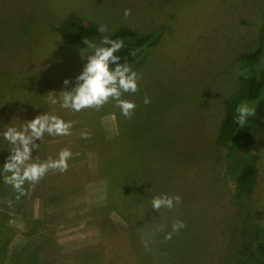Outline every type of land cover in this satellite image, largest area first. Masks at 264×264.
Segmentation results:
<instances>
[{"label": "rangeland", "instance_id": "1", "mask_svg": "<svg viewBox=\"0 0 264 264\" xmlns=\"http://www.w3.org/2000/svg\"><path fill=\"white\" fill-rule=\"evenodd\" d=\"M70 15L106 23L107 35L123 27L153 35L130 64L140 76L139 91L122 96L136 104L131 119L114 100L80 112L46 103L49 92L59 98L75 87L92 54L60 33ZM263 20L264 0H0V133L22 130L43 113L75 121L70 135L45 134L32 154L45 162L70 149L67 171L49 170L34 189L26 184L20 200L0 182V264L264 261L257 249L264 240V125L249 195H239L229 150L217 141L225 98L241 85L240 55L260 45ZM101 39L97 32L92 42ZM262 66L264 46L254 63ZM9 150L0 136V167ZM132 156V180L117 185L104 160L125 167ZM162 194L182 202L157 212L151 200ZM175 220L186 228L165 242Z\"/></svg>", "mask_w": 264, "mask_h": 264}, {"label": "clouds", "instance_id": "2", "mask_svg": "<svg viewBox=\"0 0 264 264\" xmlns=\"http://www.w3.org/2000/svg\"><path fill=\"white\" fill-rule=\"evenodd\" d=\"M124 18L131 16V9L124 10ZM98 32L102 34L99 45L85 40L89 45L91 55L86 56L87 63L82 72L76 77L75 87L71 91H61L59 98L55 92L47 94L46 103L60 106L64 109H70L73 112H80L85 109H95L99 111L110 100H114L115 107L120 109L121 115L125 119H131L135 113L136 104L133 101L123 99L125 93L135 94L139 91V74L134 71L128 63H121L120 56L116 55L124 47L123 39H111L107 33L108 25L101 23ZM132 55H136L133 50ZM114 66V67H113ZM71 83L66 79L64 84ZM150 98L145 96L143 103L149 104ZM237 116L235 123L240 127L248 123L249 117L257 114L255 107L248 102H241L235 109ZM75 121H64L58 116L49 114H40L34 119L26 121L23 129L9 126L0 136L10 145V155L3 167H0V175L3 177V183L9 185L17 193L16 199L28 195L25 185L34 189L36 184L43 179L49 170L65 172L68 170V160L72 157L70 149L64 148L58 154V159H49L40 162L33 159V150L40 149L45 134L49 136L70 135V130ZM87 139V137H85ZM148 189L147 191H150ZM182 202L179 195L169 196L167 194L154 196L151 200V208L157 212L161 209L171 210ZM172 230L164 236V241H170L173 234H179L186 224L182 220H175L171 226ZM156 231H163V228L157 226ZM145 248L150 241H143Z\"/></svg>", "mask_w": 264, "mask_h": 264}, {"label": "trees", "instance_id": "3", "mask_svg": "<svg viewBox=\"0 0 264 264\" xmlns=\"http://www.w3.org/2000/svg\"><path fill=\"white\" fill-rule=\"evenodd\" d=\"M97 27L98 25L92 20H87L78 15H70L61 21L58 29L71 43L83 46L86 45L85 40L92 41L95 39L98 32ZM109 36L111 39H123L124 47L116 55L120 56L121 63H128L129 65L135 62L140 54L153 44L151 33H140L130 27L119 28ZM259 37L260 45L257 48L240 55L241 73L239 80L241 85L225 98L226 110L217 133V141L229 150V159L232 165L228 174L234 181L239 195L244 196L253 191L260 173V151L257 146V135L260 127L264 125V66L255 69L254 63L258 61L264 46V20ZM133 50L136 51V55H132ZM245 101L250 106L255 107L257 114L254 117H249L248 123L240 127L234 122L237 116L235 109L241 102ZM131 158L132 161L127 163L125 167L121 165L124 164V161L109 162L104 160V168L117 185L120 184L119 179L128 178L132 180L136 158L135 156ZM132 166L134 167L133 170H131ZM1 177L2 175H0V179ZM138 178L139 176L136 179ZM0 182L3 183V180L1 179ZM137 184L142 185L141 181ZM12 192L16 193L15 191ZM52 200L51 202L54 201ZM257 249L259 254L264 256V240L259 241ZM263 262L262 259H257L251 264H264Z\"/></svg>", "mask_w": 264, "mask_h": 264}]
</instances>
